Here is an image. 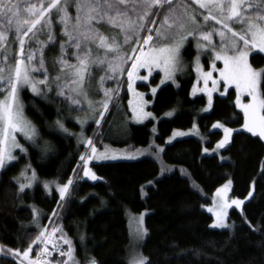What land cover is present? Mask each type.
Listing matches in <instances>:
<instances>
[{
    "label": "trees",
    "instance_id": "obj_1",
    "mask_svg": "<svg viewBox=\"0 0 264 264\" xmlns=\"http://www.w3.org/2000/svg\"><path fill=\"white\" fill-rule=\"evenodd\" d=\"M30 2L39 5L40 0ZM133 3L138 4V0H129V9ZM44 4L47 6V0ZM137 11H140L138 7ZM164 11L166 8L159 10V15L151 16L156 24H148L147 27L156 28ZM69 13L75 17L74 6L69 8ZM129 15L136 18L131 11ZM73 23L74 19L69 23V30ZM53 25L56 43L44 52L49 83L40 85L45 95H37L29 87L22 90L25 112L48 143V148L44 150L42 145L30 144L26 154L0 171V246L4 249L0 264H21L23 258L13 256L9 249L22 253L31 247L29 257H32L40 244L32 242L40 232L50 227L56 229V236L63 235L71 240L81 264H86L93 257L98 264H130L127 213L143 210L147 211V235L142 243V252L151 264H264V173L261 172L264 140L241 131L234 133L232 142L220 154L203 152L205 145L213 146L223 135L221 130H211L215 121L220 120L233 127L243 124V113L234 102L235 89L231 88L224 96L216 95L212 109L202 113L200 110L206 103V97L191 95L193 74L179 78L177 85L168 83L162 86L153 97L151 109L158 116L175 109V115L161 117L156 134L152 128L153 119L145 123H130L126 136L117 144L139 147L154 140L164 143L174 129L188 128L195 121L206 138L189 136L165 144L164 160L176 165L172 172L161 174L160 163L151 156L135 160H90L87 167L98 177L92 180L84 177V165L80 161L87 147L79 145L75 134L83 129L72 118L78 110V106L72 103L75 97L66 92L64 79L55 80L60 74V65H54L53 61L59 58L60 45L67 44V38L62 35L63 25L59 24V16L54 15ZM2 26L3 21L0 20ZM96 26L103 35L109 38L116 36L118 42H123L120 29L109 24ZM147 33L145 30L140 35L143 38ZM5 35L11 58L14 53L18 54L19 45L18 42L13 43L14 33L6 32ZM37 39L47 42L48 37L39 35ZM97 44L90 45L93 59L104 57L103 49H99ZM39 47V44L31 43V50ZM66 52L64 59L69 64H77L76 49L66 48ZM250 59L255 67L264 68V53L253 52ZM30 66L40 67L38 63ZM105 75L112 76L113 73L108 69ZM32 78L38 82L46 77L38 71L32 74ZM140 86L147 87L145 84ZM61 90L64 95H58ZM261 90L264 93V81ZM148 96L152 98V95ZM127 98L124 81L100 131L93 124L86 128L93 135L94 143L106 132L115 104L125 103ZM57 120L64 127L71 128L74 134L67 135L56 125ZM28 162L30 168L25 167ZM182 167L189 171L190 176L183 175ZM25 169L27 174L34 170L43 179L66 183L71 178L74 183L63 200L54 186L48 191L39 182L19 192L16 178L23 183L21 172ZM228 179L232 180V196L245 197L254 186L253 196L242 209L234 207L229 211L228 227L214 228L211 226L214 217L203 205L211 201L216 188ZM150 181L153 182L151 185ZM48 243L53 248V244ZM64 247L67 250L68 246L64 244ZM63 259L65 257L52 251L49 262L60 264ZM24 264H27L26 260Z\"/></svg>",
    "mask_w": 264,
    "mask_h": 264
},
{
    "label": "snow or ice",
    "instance_id": "obj_2",
    "mask_svg": "<svg viewBox=\"0 0 264 264\" xmlns=\"http://www.w3.org/2000/svg\"><path fill=\"white\" fill-rule=\"evenodd\" d=\"M192 2L202 9L209 10L208 15H203L204 21L211 19L221 26L223 30L219 32V35L222 37L221 43L224 45L222 49L224 54H221V52L216 53V59L223 60L224 63V68L220 70V81L213 80L211 72L202 73L205 87L203 89L194 88L193 94L196 91H207L208 107L210 109L212 107V93L217 91V86L221 81L225 85V90L221 95L227 94L228 87L235 85L238 93L235 105L243 111L244 117L240 129L227 127L220 122L212 125L213 129L223 130V138L217 142L213 151L225 149L232 142L234 133H240L241 131H246L252 136L264 140V93L261 92V84L264 81V68L257 70L249 62V56L252 52L264 53V0H192ZM173 3L174 0H138V4L133 3L129 9V0H47V6H45L44 0H40L39 5L31 3L30 0H0V20L3 21V26L0 27V63L4 65L0 67V84L6 85L3 91L7 92L4 99L0 100V169L5 167L7 161L16 159L12 155L13 149H20L21 152L26 151L19 144L16 133L23 134L27 140H33L36 136L35 127L23 115V105L19 103V91L26 85L31 87L33 93L45 95L42 89L37 87V84L46 86L49 83L44 52L47 47L54 46L56 43L53 31L54 15L59 16V24L63 25L62 35L67 38V44L60 45L59 58L53 61L54 65H60V74L55 77V80L59 82L64 79L67 82L64 87H68L76 96L83 95L86 97L87 93L84 89L89 75V67L92 64L107 65L111 72L123 74L125 69L122 65L130 60L131 68L127 70V75L129 88H131V82L141 68L147 69L149 75H151L154 67H162L165 79H171L175 67L180 61L181 49L189 37H194L199 33L203 41L211 42L212 33L201 30L202 26L199 25L196 12L189 13L187 4L184 5L186 16L176 17L171 23L169 22L170 16L175 12ZM22 5H26V7L22 8ZM73 6L76 9L75 17H72L69 13V8ZM137 7L140 11H137ZM166 7L168 13L164 15L160 26L156 28L147 27L148 24L153 26L156 24V20L150 19V17L159 15V10ZM153 9H157V11L154 12ZM130 11L135 13V19L129 15ZM82 12L84 13L83 16L81 15ZM73 19L75 23L71 24V30H69V23ZM233 23L240 26V31L233 28ZM104 24L120 29L123 34V42H118L116 36L109 38L103 35L96 25L103 26ZM189 24L192 25L191 28ZM173 28H175L174 32L172 31ZM145 30L149 34L142 38L140 34ZM153 31H155V38L151 34ZM6 32L14 33L15 40L13 43L18 42L19 45L18 54L14 53L11 57L15 61L13 64L8 63ZM226 33L231 34V42H226L223 39ZM39 35H47V42L39 41L37 39ZM31 43L39 44L40 47L31 50ZM130 43H135L139 47L132 49V56L124 55L121 57L120 53L123 47ZM92 44H97L99 49H104L105 56L103 58L98 56L95 60L92 59V48L90 47ZM26 45L28 50H26ZM73 47L76 49L77 64H69L64 59L67 55L66 48ZM197 47L206 48V45L198 44ZM229 50L232 52L231 55L227 54ZM81 53L84 54L81 55ZM108 53L114 54L111 59L108 58ZM34 63H38L40 67H31L30 65ZM213 68H215V65H213ZM38 71L46 78L34 82L32 74ZM5 72L8 73L7 77L4 75ZM139 78L148 79L147 76ZM103 80L104 77H101V83ZM209 80L212 81L213 85L211 89L208 88ZM161 83H164V81H161ZM57 86H60L59 83H57ZM48 91H51V89H48ZM152 93H156L155 88L152 89ZM245 93L251 97L248 103H244L241 99ZM58 95H64L63 90ZM105 96H108L107 90ZM69 99L72 98L69 97ZM72 103L79 104L80 100L72 99ZM89 106H92L91 102H89ZM103 108L104 111H107V100L103 102ZM133 111L138 118L151 115V113H144L142 108L139 110L134 108ZM168 115H171V113ZM100 116L103 118V112L100 113ZM56 125L63 131H68L61 121L57 120ZM182 135H185V133L174 134V136ZM86 144L91 147L92 155L80 156V161L84 165V177L97 180L98 177L87 165L92 159H107L108 157L104 154L96 155L97 150L90 139L86 141ZM160 151H163V149H160ZM203 151L208 153L209 150L204 148ZM111 158L115 159L116 157ZM221 159H224V157H221ZM261 172L264 173V164L261 166ZM21 177L27 183H20L19 178H16L19 192H24L26 188L32 187L33 182L37 179L34 170H32L31 177H28L22 171ZM73 183L74 181L69 178L65 184L57 186L62 200L69 193ZM152 183L150 181L149 185ZM230 185L231 181L217 190L216 196L220 199V203L216 205L215 209H208L209 212H214L216 217V223L212 227H228L225 223L227 209L232 205L239 208L244 204V201L239 199L228 201L227 194ZM44 187L51 191L48 183H45ZM252 196L253 192L250 191L248 198ZM138 235L141 238L147 235V229H139ZM45 236L46 230L40 232L36 240L32 242L33 244L43 243L45 245L41 256L47 253L48 241ZM61 239L68 248L66 252L60 251V256L65 257L60 264H81V261L76 257V249L73 247L71 240L65 239L63 236ZM83 239L84 237L81 236L82 241ZM55 247L56 245L53 244V248ZM3 250V246H0V251ZM31 250V247H29L28 250L22 253L19 250L9 249L8 251L15 257L22 256L24 259L21 260V264H24V260H27V264H44V261L39 257L37 259L29 258ZM86 264H98V262L93 257L88 259ZM130 264H151V261L142 254H138L131 258Z\"/></svg>",
    "mask_w": 264,
    "mask_h": 264
},
{
    "label": "rangeland",
    "instance_id": "obj_3",
    "mask_svg": "<svg viewBox=\"0 0 264 264\" xmlns=\"http://www.w3.org/2000/svg\"><path fill=\"white\" fill-rule=\"evenodd\" d=\"M188 5V12L191 13L192 11H195L197 14V20L199 22V25L202 26L201 30L203 32H210L212 33V38L211 42H206L203 41L199 35V33L196 34L194 37H189L188 41L184 44L183 48L181 49V57L179 63L176 65L175 70L172 74L171 79H165V73L161 68H156L154 67L152 69L151 75H149V72L145 68H141L138 70L136 73V77L134 80L131 82L132 87L129 88V80H128V75H127V70L131 68V61L129 63V66L125 68V64L122 65V67L126 70L125 74H120L119 72H112L113 75H105L108 71L107 65H97V64H92L89 67V75L87 77L86 81V86H85V93H87L86 97L81 95V96H76V94L72 91L69 90L68 87H65L66 92L72 93L75 97V99H79L80 103L76 104L78 106L77 112L73 114V119L79 123L83 129L80 130L79 132L75 133L77 136V140L79 145L87 147V151L85 152V156L92 155V150L91 147H88L86 144L87 140H91L93 142L94 147L96 148L97 152L96 155L104 154L108 158L107 159H92V161L100 162V161H116V160H135L138 158H142L144 156H151L154 159H156L161 166V174L164 173H169L175 170L176 165L167 163L164 158H163V151H160V149L164 150L165 144H169L176 139L179 138H184V137H189V136H196L201 139H205L206 135L205 133L201 130L199 124L197 121H195L190 127L188 128H176L174 131L166 138L164 143L157 142L156 140L152 141L149 145L147 146H139V147H125V146H120L117 144L118 141H120L122 138L126 136L127 133V127L130 123H145L148 120L153 119L154 124L152 126L154 134L157 133L158 127L157 123L161 117H172L175 115L176 110H168L166 111L162 116H158L155 114V112L151 109V105L153 104V97L156 95L157 91L164 85L168 83H173V84H179V78L181 77H186L189 76L190 74H193V83L191 87V95L192 96H197V95H205L206 97V103L203 105L201 108L200 112L205 113L209 112L212 107L209 109L208 107V93L207 91H196L195 94H193V89H203L204 86V81L202 77V73L206 72H211L212 73V79L220 81V70L224 68V63L223 60H217L216 59V53L221 52V54H224L222 49L224 48V45L221 43L222 37L219 35V32L222 31L223 29L221 28L220 25H218L215 21L213 20H208L204 21L203 20V15H208L209 10L208 9H202L199 7V5L193 4L192 0H174L173 3V8L175 9V12L173 15L170 16L169 22L171 23L173 19L176 17H185V11H184V5ZM214 12V10H213ZM168 13V9L166 7V11H164L161 14V17L159 19V22L156 27L160 26L161 21L163 20L164 15ZM202 14V15H201ZM233 28L236 31H240V26L236 23H233ZM189 27L191 28L192 25L189 24ZM173 32L175 31V28L172 30ZM149 33L146 34V36ZM154 38H155V31L151 33ZM145 36V37H146ZM223 39L226 42H231L232 37L230 33H226V35L223 37ZM206 45V48H198L197 45ZM139 45L135 43H130L128 46H124L123 50L120 53V56L123 57L124 55L127 56H132L133 48H138ZM145 48L147 46H144ZM104 51V49H103ZM257 52V51H254ZM253 53V52H252ZM251 53V54H252ZM7 54L9 56V64L15 63L13 60H11L10 56L12 55L9 50H7ZM138 55V52L136 53ZM228 55H231L232 52L229 50L227 51ZM251 54L249 56V62L251 63ZM113 53H108V58L111 59L113 57ZM103 56H105V51L103 53ZM93 59V58H92ZM96 59V58H95ZM93 59V60H95ZM252 64V63H251ZM213 65H215V68H213ZM4 65L0 63V67H3ZM255 69L259 70L263 67H255L252 65ZM200 69L199 71L197 69ZM5 77H7L8 73H4ZM123 76V77H122ZM147 76L148 79H140L139 77H145ZM101 77H104L103 82L101 83ZM110 77V78H109ZM122 77V79H120ZM33 79V78H32ZM34 81V80H33ZM120 81V82H119ZM125 81V90L128 93V98L125 103H119L117 102L114 106V109H112L110 119H109V124L106 132L100 137V140H98L96 143H94V137L91 135L90 132L86 130L88 124H93L97 125L98 131H100V128L102 126L103 120L105 119L107 113L111 109V106L114 103L115 96L120 92V89L122 87L123 82ZM161 81H164V83H161ZM67 82H65L66 85ZM140 84H145L147 87H141ZM64 85V86H65ZM6 87L5 84H0V100L4 99V97L7 95V92H4L3 89ZM25 87L30 86H23L21 90L19 91V103L23 105V115L26 118V120L31 122V125L35 127L36 129V136L33 138V140H27L24 138L23 134L21 133H16V138L19 142V144L26 150L24 152H21L20 149H13L12 150V155L16 157V159L7 161L5 164V167L8 166L9 164L17 161L20 156L23 154L27 153L28 146L30 144H37L39 146L42 145L43 149L46 150L48 143L44 138H42L39 134L38 128L35 125V123L27 116L25 109H24V102L22 99V90ZM38 88H41L39 84H37ZM213 87L212 81L209 80L208 82V88L211 89ZM156 89V93H152V89ZM234 88L235 85H231L228 87V91ZM107 90L108 96H105V91ZM225 90V85L223 81L217 86V91H214L212 93V106L213 102L215 99L216 95H221L222 92ZM227 91V93H228ZM236 91V89H235ZM262 92V90H261ZM237 91H236V97H237ZM148 95H152V98L149 97ZM227 95V94H225ZM224 96V95H223ZM236 97L234 99V102L236 101ZM242 101L244 103H248L251 100V97L247 96L245 93L241 97ZM107 100L108 101V109L107 111H104L103 108V102ZM89 102H91V107L89 106ZM69 109L70 105L68 103L65 104ZM70 106V107H69ZM143 109L144 113H151L150 116L146 117H140L138 118L136 113H134L133 109ZM238 108V107H237ZM240 111H242L240 108H238ZM103 112V118H101L100 113ZM171 113V115H168ZM243 113V111H242ZM99 121V123H97ZM220 122L225 124L224 122L217 120L213 124ZM212 124V125H213ZM227 127H231L233 129H240L242 125L238 127H233L225 124ZM65 128L68 130L65 132L67 135L72 136L74 134V131L71 128ZM211 130H221L222 129H213L211 126ZM97 131V132H98ZM175 133H185V135L182 136H174ZM223 138V135L220 139ZM219 139V140H220ZM218 140V141H219ZM217 141V142H218ZM204 146V148H208V153L204 154H220L223 149H219L216 151H213L215 149V146ZM204 152V151H203ZM115 156V159H112L111 157ZM131 157V158H130ZM28 164H25V167L28 168ZM4 167V168H5ZM2 169H0L1 171ZM181 171L183 175L185 176H190L189 171L185 168L182 167ZM25 174L28 177H31L32 173L27 174L26 169H25ZM36 173V172H35ZM37 179L33 182L32 186L36 183H41L44 184L48 183L50 188L54 186L58 190V185L62 186L65 183H59L54 180H48V179H43L40 178L37 173H36ZM21 180L23 183H27L22 177ZM231 181L230 189L227 194V199L229 202L235 199L243 200L244 203L249 199L248 194L245 197H234L232 196V180L228 179L224 183H222L220 186L216 188V190L213 192L211 195V201L207 204H204V208L208 211L209 208H214L218 203H220V199L216 196V192L218 189L223 188L225 184H228V182ZM198 189L199 185L196 183L194 184ZM49 191V190H48ZM253 192V187L250 190ZM244 204H242L238 209H242ZM237 208L235 205H232V207L227 209V218L225 220V223L229 226V211L232 208ZM209 212V211H208ZM213 215V222L211 224L214 225L216 223V217L214 212H210ZM147 214L146 210L135 212V211H128L127 217H128V226H129V247H128V259L129 261L131 258L135 255L138 254H143L142 252V243L146 237L143 236L142 238L138 235V230L139 229H146L145 227V216ZM142 220V223H141ZM214 228H220V227H214ZM226 228V227H225ZM55 228L50 227L49 229H46V233H48V241L51 242V244H62L63 240L61 237L63 236H56L55 232L53 231ZM56 230V229H55ZM65 238V237H63ZM66 239V238H65ZM145 257V256H144ZM49 264H54V263H49Z\"/></svg>",
    "mask_w": 264,
    "mask_h": 264
},
{
    "label": "built area",
    "instance_id": "obj_4",
    "mask_svg": "<svg viewBox=\"0 0 264 264\" xmlns=\"http://www.w3.org/2000/svg\"><path fill=\"white\" fill-rule=\"evenodd\" d=\"M48 233H46V236H45V239L48 241ZM44 249H45V245L43 243H40L39 246H38V249L36 250V253L32 256V257H29L30 259H37L38 257L40 259H42V261H44V264H49V259H50V256H51V252H56L58 254H60V251L63 250V251H67L66 248L64 247V245H59L55 248H50L49 246V243L47 245V253L43 256H41V253L44 252ZM21 258H23L21 256ZM24 259V258H23ZM27 261V260H26Z\"/></svg>",
    "mask_w": 264,
    "mask_h": 264
},
{
    "label": "bare ground",
    "instance_id": "obj_5",
    "mask_svg": "<svg viewBox=\"0 0 264 264\" xmlns=\"http://www.w3.org/2000/svg\"><path fill=\"white\" fill-rule=\"evenodd\" d=\"M3 253V251H0V255Z\"/></svg>",
    "mask_w": 264,
    "mask_h": 264
}]
</instances>
